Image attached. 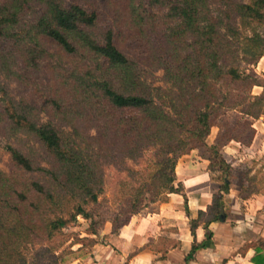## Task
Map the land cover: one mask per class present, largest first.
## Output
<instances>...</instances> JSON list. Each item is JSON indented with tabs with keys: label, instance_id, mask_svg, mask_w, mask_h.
<instances>
[{
	"label": "trees",
	"instance_id": "trees-1",
	"mask_svg": "<svg viewBox=\"0 0 264 264\" xmlns=\"http://www.w3.org/2000/svg\"><path fill=\"white\" fill-rule=\"evenodd\" d=\"M215 1L216 16L210 0H0V264H63L106 224L116 234L180 192L174 169L191 152L220 186L190 222L206 232L186 261L212 246L229 191L222 150L248 147L264 123V0ZM249 174L241 199L264 187ZM78 219L82 239L65 232Z\"/></svg>",
	"mask_w": 264,
	"mask_h": 264
},
{
	"label": "crops",
	"instance_id": "crops-1",
	"mask_svg": "<svg viewBox=\"0 0 264 264\" xmlns=\"http://www.w3.org/2000/svg\"><path fill=\"white\" fill-rule=\"evenodd\" d=\"M254 70L258 75L264 73V57ZM260 92L259 87L252 90L254 95ZM253 128L255 134L248 147L231 142L222 150L230 166L229 191L223 197L221 221L208 227L210 248L196 251L186 261L192 244L202 243L206 232L199 223L192 234L190 222L211 206L220 186L218 175L207 170L208 163L191 152L180 157L174 169L179 193L169 194L154 210L146 208L132 216L116 234L106 224L92 237L96 241L93 247L83 248L86 253L82 254L77 246L74 252L78 253L63 264H264V187L247 199L239 197L247 185L246 172L250 171V176L259 172L258 179L264 175V123L255 121ZM215 134L216 129H212L209 144ZM160 239L174 242L175 247L165 254L154 251L163 247Z\"/></svg>",
	"mask_w": 264,
	"mask_h": 264
},
{
	"label": "rangeland",
	"instance_id": "rangeland-1",
	"mask_svg": "<svg viewBox=\"0 0 264 264\" xmlns=\"http://www.w3.org/2000/svg\"><path fill=\"white\" fill-rule=\"evenodd\" d=\"M244 1V0H241ZM96 4V3H95ZM210 5H211V11H212V15L216 16L218 14V4L216 3L215 0H210ZM99 10V15H100V25L101 27H105L106 25L109 24L110 22V18L108 17L107 13L105 12V10H103L100 6L98 7ZM143 71L146 73L147 76H150L152 79H155V77L158 76V71H154L152 68H142ZM41 78H40V82H41ZM9 92H11V95L16 96V94H18V91H16L15 89H10ZM5 141L0 138V166H4V163L6 161V155L4 153V145ZM87 228V223L86 221L82 220V219H78V223L74 226H72L71 228L65 230L66 233L68 234H75L76 236H79V238H85V231ZM81 248L80 251L83 253H86V247H81V245H74L71 250L72 251V255L67 256L64 260L65 262L67 260H69L70 258H72L73 256L76 255V253H78V251L74 252V250H77L78 247ZM83 250V251H82ZM79 251V252H80Z\"/></svg>",
	"mask_w": 264,
	"mask_h": 264
},
{
	"label": "water",
	"instance_id": "water-1",
	"mask_svg": "<svg viewBox=\"0 0 264 264\" xmlns=\"http://www.w3.org/2000/svg\"><path fill=\"white\" fill-rule=\"evenodd\" d=\"M223 215L221 216V219H222Z\"/></svg>",
	"mask_w": 264,
	"mask_h": 264
}]
</instances>
